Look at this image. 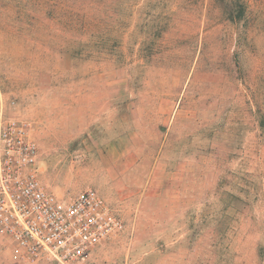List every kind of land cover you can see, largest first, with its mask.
I'll list each match as a JSON object with an SVG mask.
<instances>
[{"label":"rangeland","instance_id":"374dc122","mask_svg":"<svg viewBox=\"0 0 264 264\" xmlns=\"http://www.w3.org/2000/svg\"><path fill=\"white\" fill-rule=\"evenodd\" d=\"M238 1V25L214 0H78L85 32L0 20V120L44 187L124 223L80 264H264V0ZM0 264L56 263L0 236Z\"/></svg>","mask_w":264,"mask_h":264},{"label":"built area","instance_id":"2783aa9c","mask_svg":"<svg viewBox=\"0 0 264 264\" xmlns=\"http://www.w3.org/2000/svg\"><path fill=\"white\" fill-rule=\"evenodd\" d=\"M38 158L27 127L0 120V236L28 261L80 264L123 220L97 190L57 197L38 178Z\"/></svg>","mask_w":264,"mask_h":264},{"label":"trees","instance_id":"16d2710c","mask_svg":"<svg viewBox=\"0 0 264 264\" xmlns=\"http://www.w3.org/2000/svg\"><path fill=\"white\" fill-rule=\"evenodd\" d=\"M91 3L95 0H88ZM106 0H98L100 8H104ZM226 13V21L231 25H238L244 21L246 9L243 3L238 0L233 3H226V0H214ZM78 7V8H76ZM81 9V10H79ZM4 18L8 22H14L18 25L39 26L43 20L49 19L53 23L63 24V28L69 32H77L88 28L86 14L82 4L78 0H10L9 5L0 8V20ZM240 34H236L237 39Z\"/></svg>","mask_w":264,"mask_h":264}]
</instances>
